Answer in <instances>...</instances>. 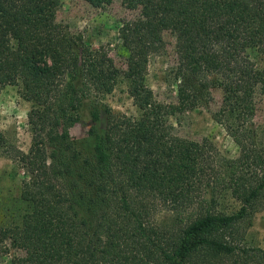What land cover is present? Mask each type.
<instances>
[{
	"label": "trees",
	"instance_id": "trees-1",
	"mask_svg": "<svg viewBox=\"0 0 264 264\" xmlns=\"http://www.w3.org/2000/svg\"><path fill=\"white\" fill-rule=\"evenodd\" d=\"M124 1L140 16L119 27L120 71L103 47L55 21L61 0H0V91L20 84L31 102L30 147L15 152L26 209L20 224L0 226V264H264V248L245 243L264 209L262 132L246 124L264 86V68L246 54H264V0ZM165 30L177 54L170 103L145 84ZM120 77L138 115L104 100ZM213 88L222 90L214 118L236 157L207 138L178 136L170 121L210 101ZM84 120L91 124L78 142L68 128ZM223 195L238 207L220 209Z\"/></svg>",
	"mask_w": 264,
	"mask_h": 264
},
{
	"label": "rangeland",
	"instance_id": "rangeland-1",
	"mask_svg": "<svg viewBox=\"0 0 264 264\" xmlns=\"http://www.w3.org/2000/svg\"><path fill=\"white\" fill-rule=\"evenodd\" d=\"M139 16L140 6L126 3L124 0H112L108 4L100 5H92L85 0H61L55 21L69 32L80 35L86 45L92 48L103 47L115 67L124 71L127 51L119 37V27L123 21L133 20ZM162 37L164 46L148 56L145 84L152 90L157 101L176 102L175 34L171 30H165L162 32ZM246 54L257 67L264 68V54L256 48L247 49ZM104 100L114 112L127 115L139 114V109L128 93V83L123 77L118 79L115 87L105 95ZM221 101L222 90L213 88L210 101L199 107L174 113L170 121L178 136L196 141L207 138L221 154L236 157L239 153L237 144L224 124L214 118ZM256 102L255 115L248 118L246 124L250 128L258 127L264 142V86L257 91ZM30 107L31 102L21 95L20 84L3 86L0 91V226L3 227L20 224L26 209L20 197L25 171L17 161L15 152L16 150L26 152L30 147L31 133L27 123ZM101 122L105 123L104 116ZM90 124L88 120L72 124L68 128L71 138L83 142ZM238 205L228 195H223L219 199V208L225 211L236 209ZM245 243L264 248V209L253 215L251 225L246 229Z\"/></svg>",
	"mask_w": 264,
	"mask_h": 264
}]
</instances>
